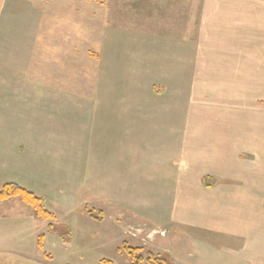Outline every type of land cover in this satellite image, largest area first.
Masks as SVG:
<instances>
[{"label": "rangeland", "instance_id": "obj_1", "mask_svg": "<svg viewBox=\"0 0 264 264\" xmlns=\"http://www.w3.org/2000/svg\"><path fill=\"white\" fill-rule=\"evenodd\" d=\"M20 2L24 8L11 13L17 16L16 21L18 16L26 21V37L21 33L18 40L12 34L15 41L11 42V49L17 54L19 50L24 52L15 63L26 62L28 70L11 74L21 83L20 88H0V186L15 183L35 193L61 226L50 233L48 222L38 219L20 198L0 204V216L19 219V215L33 214L40 223L34 252L30 231L24 227L15 229L13 225L17 222H12V247L7 263L102 264L103 260H109L113 264H128L127 256L118 252L123 242H131L123 233L124 229L119 232L117 228L121 227H116L114 222L102 225L84 214L69 216L71 211L82 214L83 204L95 196L91 193L90 196L82 185L83 168L89 156L85 132H97V138L98 133L104 134L101 138L113 141V145L115 135L119 136L120 132H170L171 127L175 132L173 125L178 128L179 120L161 121L160 117L144 113L157 109L146 99L165 95L163 85L172 86L168 96L177 94L178 78H185L186 113L190 112L193 117L205 111L201 108L203 103L208 110L210 106L216 108V101L221 100L220 91H230L235 96L242 94L238 89L214 90V67L217 64V68H221L225 57V54H214L219 52L217 47L227 44L228 31L239 30L238 22H242L244 13L245 18L252 20L249 37L256 45L252 47L260 52L264 0ZM0 80L2 84L4 79ZM4 91L8 94L2 96ZM247 92L250 102H257L258 90L250 88ZM168 108L173 116L172 104ZM197 117L192 119L193 132L215 131L209 116L197 114ZM259 124V119H252L249 131H243L242 126L235 127L231 132L232 144L243 142L249 132L258 134ZM181 125L183 132L184 125ZM218 139L229 140L230 132H214V140ZM98 141L99 138L97 145ZM143 145L140 144V148ZM100 146L105 147L104 142ZM125 154L124 163H130L135 152ZM139 158L141 162V156ZM123 175L124 188L129 191L110 194V199L106 200L100 197V209L110 208L113 214L123 212L148 224L150 231H156L155 246L150 250L158 253L157 246H169L174 260L178 259L180 242L177 239L180 237L181 241L184 234L178 226L163 219L172 212L173 202L167 198L162 200L163 191L168 192L167 186L128 185L133 184L137 176L131 171ZM261 176L257 179L256 169L248 173L247 183L256 187L254 181L264 182L262 170ZM107 185L111 190V183ZM192 187L190 182L180 185L181 190L187 192L192 191ZM252 191L258 194L257 188ZM175 192L177 190H170L172 196ZM77 220L74 226L73 221ZM69 229L73 237L71 243L67 236H62L63 231ZM23 235H28L25 248L20 242L24 241ZM40 236L46 238L43 249L38 245ZM185 244L181 249L184 257L189 253L201 257L196 242L187 239Z\"/></svg>", "mask_w": 264, "mask_h": 264}, {"label": "crops", "instance_id": "obj_2", "mask_svg": "<svg viewBox=\"0 0 264 264\" xmlns=\"http://www.w3.org/2000/svg\"><path fill=\"white\" fill-rule=\"evenodd\" d=\"M20 4V0H0V79L5 80L0 83V88L3 90L20 88L21 83L11 74L28 70L26 62L15 63L16 58L24 52L19 50L20 54H17L11 49V42L15 41L11 38L12 34L18 40L21 33L26 37V21L21 20L19 16L16 21L17 16L11 13L13 10V13H16L24 8V5ZM245 17L247 15L244 13L242 22H238V31L233 29V32L228 31V34H225L227 44L217 47L219 52L214 54H225L221 60V68H217V64L214 67V90L238 89L242 90V94L235 96L230 91H220L218 96L221 100L216 101V108L210 106L208 110L203 103L201 108L205 111L196 113L193 117L190 112L186 113L185 78H178L180 89L177 94L168 96L172 86L163 85L165 95L146 99V102L156 105L157 109L144 113L160 117L161 121L179 120L178 128L173 125L175 132L171 131L172 127L170 132H120L119 136L115 135L114 145L113 141L110 142L105 137L102 139L104 134L100 133L97 145V132H85L84 141L88 146L89 156H86V166L83 168L82 185L89 194L95 196L90 194L91 200L84 201L86 204H83L82 210L85 205L100 209V197L106 200L110 199V194L127 193L129 188H124L125 171H131L137 176L136 181L128 185L167 186L168 192L164 194L163 191L162 200L167 198V201L173 202L172 212L164 215L163 219L170 225L178 226L184 235L181 241L180 237L177 239L180 242L178 259L174 260L169 246H157L160 250L157 252L169 254L174 264H264V182L254 181L256 187L247 183L248 173L251 174L256 169L257 179L262 178L261 170L264 175V19L261 20L259 30L261 42L258 44V53L253 49L256 45H253L249 37L253 29L252 20ZM223 38L224 35L221 40ZM250 88L258 90L257 102L253 104L246 97ZM6 94L8 93L4 91L2 96ZM223 94H226V97ZM170 104L173 116H170ZM197 114L209 116L214 122V132H230V139L215 141L214 132H193L192 119H197ZM252 119L260 121L258 134L249 132L243 142L232 144L234 137L231 132H234L235 127L242 126L243 131H249ZM181 124L184 125L183 132ZM124 133L129 135L124 136ZM101 142H104L105 147L100 146ZM140 144H144L142 148ZM128 152H135V155H131L130 163L126 164L124 156ZM247 162L249 164L246 166ZM175 164H178V167H175ZM108 171L110 177L107 178ZM107 182L111 183V190L108 189ZM188 182L193 186L192 191L181 190L180 185ZM254 188L258 189V194L252 191ZM150 190L152 191L151 187L147 191ZM170 190L177 192L172 196ZM167 207L169 208V203ZM102 210V222L94 220L85 211L82 214L81 211H71L69 216L85 215L87 219L102 225H107L109 221L114 222L116 227H121L117 228L119 232L124 229L123 233L130 239L131 245L154 248L156 231H150L148 224L139 222L123 212L110 213V208ZM22 211L26 212L23 209ZM12 222H17L13 225L15 229L22 230L24 227L30 231L33 251H36V232L40 223L33 214L25 213V217L19 215V219L0 216V264L10 262L6 257H9L12 247ZM73 222L75 226L79 221ZM69 232L70 242L73 237L70 229ZM23 237L24 241L20 242L25 248L28 235ZM102 239H105L104 235ZM187 239L197 243V251L201 257L198 258L195 253L184 257L185 252L181 249L185 248Z\"/></svg>", "mask_w": 264, "mask_h": 264}, {"label": "trees", "instance_id": "obj_3", "mask_svg": "<svg viewBox=\"0 0 264 264\" xmlns=\"http://www.w3.org/2000/svg\"><path fill=\"white\" fill-rule=\"evenodd\" d=\"M15 198H20L26 205L30 206L35 216L48 222V230L53 232L61 224H58L56 217L48 210H46L42 204L43 199L35 193L24 189L15 183H6L4 186H0V204ZM84 211L94 220L102 222L104 219V212L101 209L95 208L91 205H86ZM62 236L70 237V232L63 231ZM45 237L40 236L38 239V245L40 249L44 248L43 241ZM118 252L125 254L128 259V264H174L173 259L167 253H155L150 249L144 247H136L129 242H123L118 248ZM47 257H51L47 254ZM102 264H113L109 260H103Z\"/></svg>", "mask_w": 264, "mask_h": 264}]
</instances>
